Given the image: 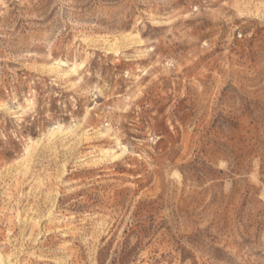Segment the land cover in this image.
<instances>
[{
    "label": "rangeland",
    "instance_id": "1",
    "mask_svg": "<svg viewBox=\"0 0 264 264\" xmlns=\"http://www.w3.org/2000/svg\"><path fill=\"white\" fill-rule=\"evenodd\" d=\"M0 264H264V0H0Z\"/></svg>",
    "mask_w": 264,
    "mask_h": 264
}]
</instances>
